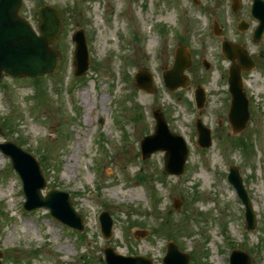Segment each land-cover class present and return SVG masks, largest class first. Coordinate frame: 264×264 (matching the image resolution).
Wrapping results in <instances>:
<instances>
[{
  "label": "rangeland",
  "instance_id": "1",
  "mask_svg": "<svg viewBox=\"0 0 264 264\" xmlns=\"http://www.w3.org/2000/svg\"><path fill=\"white\" fill-rule=\"evenodd\" d=\"M251 1L238 0L232 11V0H197L199 6L192 0H24L21 13L33 27L38 6L58 9L60 66L39 81L36 94L28 81L2 78L0 142H14L37 159L45 156L46 190L69 194L84 231L76 236L44 209L25 212L20 181L0 153L1 264H105L106 247L161 264L169 241L190 255V264H228L231 245L249 253L250 264H264V33L259 43L252 41L257 23L249 15ZM240 21L248 23L247 31L237 30ZM214 22L225 39L262 65L243 74L250 118L239 134L227 122L229 63L212 36ZM79 29L89 53L82 77L72 67L71 36ZM178 46L192 58L190 86L169 92L161 75ZM138 70L152 75V93L136 86ZM198 85L206 92L201 110L192 96ZM153 110L186 141L189 154L180 177L164 173L163 152L140 157V140L154 130ZM197 118L211 130L209 149L196 145ZM230 165L252 203V231L226 180ZM102 211L112 219L108 240L100 235Z\"/></svg>",
  "mask_w": 264,
  "mask_h": 264
},
{
  "label": "water",
  "instance_id": "2",
  "mask_svg": "<svg viewBox=\"0 0 264 264\" xmlns=\"http://www.w3.org/2000/svg\"><path fill=\"white\" fill-rule=\"evenodd\" d=\"M22 0H0V79L3 73L16 77L38 78L45 74L54 73L59 65V53L52 47L60 36L62 24L58 17L57 9L48 5L38 8L36 20L38 21L36 31L30 26L27 20L19 15ZM252 16L257 19V26L253 39L259 41L264 31V1L253 0L251 9ZM246 26L240 27L244 30ZM75 43L73 66L76 76L84 75L88 69V52L86 40L81 30L72 36ZM224 55L233 64L229 70V92L231 104L228 120L233 131L240 132L246 126L249 118L248 102L242 92L240 72L252 68L241 48L225 44ZM182 49L177 50L173 69L163 75L165 86L172 91L178 87L185 88L188 85V77L183 73L189 67V60L181 57ZM137 86L147 92L151 91V78L144 72H138L135 76ZM195 98L198 107L204 102V94L201 88L195 91ZM156 120L155 132L152 136L144 138L141 143V155L145 159L152 153L165 151L164 169L168 174L180 176L184 171L187 150L183 140L169 133L167 125L157 111L153 113ZM198 145L208 148L211 145L210 132L197 121ZM1 134V128H0ZM0 151L11 160L14 170L19 175L25 203L23 208L26 211H34L38 208L48 209L50 215L57 221L65 224L73 230L83 231L84 223L72 207L67 193L56 190H49L45 196L42 190L46 187L43 171L37 160L30 154L23 151L14 143L5 142L0 144ZM228 175L229 182L237 190L238 197L245 207V222L247 230L255 228V215L252 211L250 201L243 188L241 178L235 167H230ZM101 233L105 239L111 237L112 222L106 212L100 217ZM106 264H152V261L144 257H125L116 254L111 248L104 250ZM2 252H0V258ZM230 264H250L249 257L242 251L234 250L229 259ZM1 264V263H0ZM162 264H189V256L180 253L173 243H169L166 256Z\"/></svg>",
  "mask_w": 264,
  "mask_h": 264
},
{
  "label": "trees",
  "instance_id": "3",
  "mask_svg": "<svg viewBox=\"0 0 264 264\" xmlns=\"http://www.w3.org/2000/svg\"><path fill=\"white\" fill-rule=\"evenodd\" d=\"M34 82H35V84H38V83H39V80H34ZM6 127H7V126H6L5 124H3V128H6ZM6 130H9V128H8V129L6 128ZM242 145H243V143H242ZM242 145H241V146H242ZM42 161H43V163L45 164V156L42 157Z\"/></svg>",
  "mask_w": 264,
  "mask_h": 264
}]
</instances>
